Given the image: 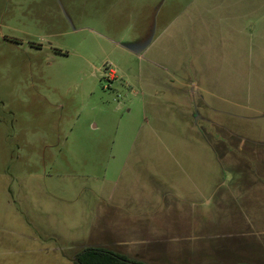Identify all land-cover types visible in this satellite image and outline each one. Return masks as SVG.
<instances>
[{"label":"rangeland","instance_id":"1","mask_svg":"<svg viewBox=\"0 0 264 264\" xmlns=\"http://www.w3.org/2000/svg\"><path fill=\"white\" fill-rule=\"evenodd\" d=\"M256 5L0 0V264H75L125 222L147 264H264Z\"/></svg>","mask_w":264,"mask_h":264},{"label":"crops","instance_id":"2","mask_svg":"<svg viewBox=\"0 0 264 264\" xmlns=\"http://www.w3.org/2000/svg\"><path fill=\"white\" fill-rule=\"evenodd\" d=\"M250 14L247 15V18L252 19V25L248 23L242 25V30L249 32V38L243 39L241 42V55L242 58H248L252 60L251 75L257 77L258 82L255 85V91L264 93V83H260L264 79V5H256L251 7V10H248ZM255 21V22H254ZM257 105L264 106V100L257 101ZM260 144L256 143L255 146L258 147ZM264 146V145H263ZM255 160L258 161V170L264 172V147L259 149L257 155L254 156ZM251 204L252 210L254 208H261L264 206V180L258 181L254 184L251 194ZM257 203V205H256ZM115 218H111V226L113 227L115 223L113 222ZM115 228V227H114ZM120 239L114 241L115 237H112L111 242H106L105 244H86L85 248L96 247L104 248L111 251H114L118 254L125 255L127 257L138 256L136 249L127 250L125 247L129 246V240L127 237H137L143 236L142 229L139 227L131 228L128 223H124V227L119 229L116 233ZM115 235V236H116ZM132 243V242H131ZM104 245V246H102ZM108 247V248H105ZM84 248V249H85ZM129 254V255H128ZM133 258V257H132ZM143 258V259H141ZM135 259V258H134ZM153 260V259H151ZM135 261L144 262L147 264L145 257H139V260ZM154 263V261H150Z\"/></svg>","mask_w":264,"mask_h":264},{"label":"trees","instance_id":"3","mask_svg":"<svg viewBox=\"0 0 264 264\" xmlns=\"http://www.w3.org/2000/svg\"><path fill=\"white\" fill-rule=\"evenodd\" d=\"M74 261L75 264H146L114 251L96 247L85 248L76 255Z\"/></svg>","mask_w":264,"mask_h":264}]
</instances>
